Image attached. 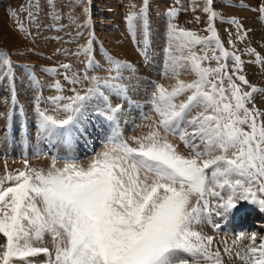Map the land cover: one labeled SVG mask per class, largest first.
Returning a JSON list of instances; mask_svg holds the SVG:
<instances>
[{
	"label": "snow or ice",
	"instance_id": "1",
	"mask_svg": "<svg viewBox=\"0 0 264 264\" xmlns=\"http://www.w3.org/2000/svg\"><path fill=\"white\" fill-rule=\"evenodd\" d=\"M204 11L210 13V20L217 15L210 7ZM169 15H175V10H169ZM170 29L180 40L181 50H188V55L174 59L173 72L178 77L177 68L187 64L197 78L191 82L177 78L171 90L156 86L151 104L159 120L146 135L134 138L137 146L114 136L87 165L69 160L57 167L54 162L45 171L27 167L25 161L24 170L0 178V234L6 238L0 244V264L39 253L49 256L48 264H222L220 253L211 250L214 237L203 235L194 226L208 222L213 214L226 216L240 201L264 212V119L258 120L264 113L247 107L253 93L264 90L253 86L251 91H243L225 72L226 64L203 66L205 60L221 59L192 50L210 41H215L224 58L231 55L240 61L222 47L213 24L208 27L212 35L203 38L176 25ZM0 56L10 63L7 52L0 51ZM110 60L117 75L102 85L97 81L90 94L103 96L101 86L126 91L124 85L113 83L126 62ZM238 79L248 84L245 76ZM76 82L73 78L72 83ZM55 87L61 88L60 83ZM185 93L187 99L177 103ZM89 98L79 93L67 97L70 103L62 107L71 114L65 119L40 112L39 127L48 133L73 125L81 102ZM110 110L115 113L118 108ZM168 133L184 141L192 154L180 152ZM6 182L13 183L5 186ZM222 192L230 193L227 199ZM193 196L197 197L194 206ZM209 196L219 198L215 208L210 207ZM46 232L56 245L54 260L47 247L31 243ZM249 239L242 259L250 258L251 253L257 257L254 264H264V240L256 245L255 234Z\"/></svg>",
	"mask_w": 264,
	"mask_h": 264
},
{
	"label": "rangeland",
	"instance_id": "2",
	"mask_svg": "<svg viewBox=\"0 0 264 264\" xmlns=\"http://www.w3.org/2000/svg\"><path fill=\"white\" fill-rule=\"evenodd\" d=\"M262 6L264 0H212L211 5L208 0H0V51L7 52V61H10L7 63L0 56V178L7 173L16 174L24 170L25 161L27 167L43 170L40 162L35 160L36 155H45L57 162L75 160L87 165L97 153L104 150L110 138L116 136L126 140L141 125H149L152 120L156 123L159 115L151 104L156 86L168 88L177 82V78L185 82L197 78L187 64L177 68L178 77L173 72L174 59L188 55V50H181L180 40L173 37L170 25L191 30L203 38L212 35L208 27L210 23L213 24L222 47L240 57L243 63L240 65V61L231 55L224 58L215 41H210L208 44L195 45L192 50L201 56L207 54L211 58L215 55L221 59L205 60L203 66L215 68L218 64H226L225 72L232 75L243 91H251L253 86L264 90ZM206 7L217 14L213 20L209 19L210 13L204 11ZM173 9L175 15L170 16L169 10ZM130 16L133 17L131 21ZM116 42H120V45L127 42L136 61L142 63L141 67L149 66V69L143 68L140 74L139 68L132 67V72L123 57L128 54L126 50L117 52L110 46V43L116 45ZM85 48H89V51H84ZM110 58L126 62L119 69V79L113 81L124 85L126 91L121 93L101 86L103 96L90 94L89 89L96 88L97 81L102 85L104 80L117 75ZM65 64L71 67H62ZM167 72H171L172 76L174 74L176 79H170L171 74L167 77ZM240 75L246 77L248 84L238 79ZM73 78L77 80L76 83H72ZM57 82L61 85L59 89L55 87ZM228 83L225 78L226 87ZM76 93L90 96L81 102V111L75 122L77 124L44 132L39 127L40 112L57 120L67 118L71 113L62 106L70 103L66 98ZM187 95L179 96L176 102L186 100ZM56 97L65 99L54 100ZM247 107H255L264 113V91L254 92ZM110 108H118V111L112 113ZM113 116V119H109ZM82 117L89 121L91 131L86 130L88 139L80 137V141L75 139L73 132L77 128L76 133H79L78 118ZM260 119H264V116L258 117ZM188 149L185 148L186 152H190ZM228 155L231 156V152ZM11 183L6 182L5 186ZM229 194L222 192L225 199ZM212 197L206 198L210 201V207L215 208L219 198ZM246 204L250 203L237 202L236 208L226 216L213 214L208 222L194 226L203 235L214 238V235H218L219 240H224L222 244L226 247L223 251L218 248L213 250L220 253L222 264H254L257 258L248 253L250 258L242 259L248 251L247 243H238L239 248L228 247L234 237L250 238L255 234L256 245L264 240V231L254 225V222H264V212L259 211L258 218H254L255 214L248 211L244 217L247 224L240 229H234L238 227L237 224L233 229L229 225L232 223L231 216L238 215L233 211ZM256 209L259 210L258 207ZM249 221L257 229L246 226ZM217 224L219 228L215 227ZM249 238L248 245L251 243ZM5 242L6 238L0 234V244ZM31 243L36 247H47L54 260L56 245L50 233H44L41 240L33 238ZM49 259L47 254L39 253L25 259L14 258L12 264H48Z\"/></svg>",
	"mask_w": 264,
	"mask_h": 264
},
{
	"label": "bare ground",
	"instance_id": "3",
	"mask_svg": "<svg viewBox=\"0 0 264 264\" xmlns=\"http://www.w3.org/2000/svg\"><path fill=\"white\" fill-rule=\"evenodd\" d=\"M114 11H116V9H114ZM112 15H114L113 13H112ZM115 16V15H114ZM114 21V20H113ZM116 40V39H115ZM121 43L119 42V43H117L116 42V45H113L112 43H110V46H112V47H114V49H115V51H117V52H119V51H121V49H124V50H126V52L128 53V54H125L124 56L123 55H120V56H123L124 58H126L125 60L128 62V65H130V69H131V71L133 72V70H132V67H133V69H135L134 67H137V69L139 70L138 71V73H140V72H142L144 69H149L148 67H141V65L140 64H142V63H140V62H137L136 61V58H135V56L133 55V53H132V48L130 47V45L129 44H127V42H123L122 44L123 45H120ZM123 50V51H124ZM126 52H124V53H126ZM140 58V57H139ZM145 58V57H144ZM140 60V59H139ZM143 60V59H142ZM141 61V60H140ZM144 63V62H143ZM151 63V62H150ZM146 64H147V62H146ZM143 66V65H142ZM153 67V66H152ZM144 68V69H143ZM140 70H142V71H140ZM138 73H136V74H138ZM168 74H169V76H167V77H170V74H171V72H167ZM135 74V73H134ZM141 74V73H140ZM140 74H139V76H140ZM136 76V75H135ZM171 76H172V74H171ZM173 76H174V74H173ZM172 76V78H170V79H174L175 77H173ZM134 77V76H133ZM163 77V76H162ZM132 78V77H131ZM138 78V77H137ZM169 79V81H171ZM176 79V78H175ZM165 80H167V79H165ZM168 81V80H167ZM135 82H137V81H135ZM132 83V82H131ZM165 83V82H164ZM168 83V82H167ZM176 84V82H174V83H172V84H170L169 86H168V89L169 90H171V87L172 86H174ZM166 85H168V84H166ZM136 86V85H135ZM131 94H132V91H129ZM121 96V98L123 99V96L122 95H120ZM128 96V95H127ZM135 96V95H134ZM138 96V95H137ZM119 97V96H118ZM118 97H117V99H118ZM132 98V97H131ZM119 99H120V97H119ZM118 99V100H119ZM127 99H129V98H127ZM125 100V99H124ZM112 102V101H111ZM131 102V101H130ZM110 103V102H109ZM113 103V102H112ZM125 105V104H124ZM126 106V105H125ZM120 110V109H119ZM198 111H199V109H197ZM123 111V110H122ZM119 112H121V111H119ZM89 119V118H88ZM78 121L80 122L79 124H80V127H79V133L77 134L76 132V129L77 128H75V131L73 132L75 135V139H77V140H82V138L80 139V137H83V139H88V138H86V130L87 131H89L91 128H90V126H88V122L89 121H87L85 118H78ZM75 124H77V123H75ZM155 124V120H152L150 123H149V125L148 124H143V125H141L133 134H132V136H131V138H126V140H124V141H127L131 146H133V147H135V146H137L136 145V141H135V139L134 138H136V137H143L144 135H146L150 130H151V126H153ZM74 125V124H73ZM91 125V124H90ZM73 131V130H72ZM91 131V130H90ZM42 132V131H41ZM161 132L163 133V129L161 128ZM91 133H93V132H91ZM68 134H66V136H67ZM168 135V139L170 140V141H172L174 144H176L177 146H178V150L180 151V152H182L183 154H185V155H191L192 153H191V151L190 152H186V150H185V148H187L186 147V145H185V143H184V141H182L178 136H176V135H169V134H167ZM49 136V135H48ZM65 136V135H64ZM73 136V137H74ZM54 137V136H53ZM52 137V138H53ZM58 137V136H57ZM68 137V136H67ZM51 138V139H52ZM59 138H61V137H59ZM48 139H50V137L48 138ZM66 139V138H65ZM60 139H58L57 141H59ZM49 141H51V140H49ZM56 141V140H55ZM65 141V140H64ZM64 141H61V142H63L64 143V145H65V142ZM75 141V140H74ZM74 141H73V144L75 145L76 143H74ZM61 142H59L60 143V145H62L61 144ZM86 142V141H85ZM88 142H90V141H88ZM69 143H70V141H69ZM81 143V142H80ZM197 143H199V141H197ZM71 144V143H70ZM84 144V143H83ZM108 144V143H107ZM106 144V145H107ZM63 146V145H62ZM72 146V145H71ZM77 147V146H76ZM105 147V146H104ZM51 148V147H50ZM88 148V147H87ZM42 149H43V147H42ZM203 149V146H201V150ZM189 150V149H188ZM59 154V153H58ZM63 155V154H62ZM69 155V154H68ZM68 155H67V157H68ZM71 155V154H70ZM37 157L35 158V160L36 161H39L40 162V164H41V166H42V168H43V170H45V171H47L49 168H50V166L55 162V164H56V166L57 167H63V165H64V162H62V161H59V162H57V161H52V160H50V158L49 157H46L45 155H42V156H38V155H36ZM65 157V159H66V156H64ZM34 160V161H35ZM35 161V162H36ZM64 161V160H63ZM82 163V162H81ZM213 198V197H212ZM196 200H197V197L196 196H193V198H192V205L194 206L195 204H196ZM244 205V204H243ZM251 212V213H254L253 215L255 216L254 218H258L257 217V213L260 211V210H257L256 209V206H254V207H252L250 204L248 205V204H246L245 206H240L239 208H237V210H235V211H233L234 213L235 212H237V214L238 215H236V216H234V214L231 216V221H232V223H230L229 225L231 226V228L233 229L234 228V226L237 224L238 225V227H236L235 226V230H237V229H240L241 228V226H245V224H247V221H246V219L244 218L245 216H246V213L247 212ZM261 212V211H260ZM243 213H245L244 215H243ZM258 216H259V214H258ZM263 217H264V215H263ZM237 218V222L235 221L234 222V219H236ZM252 221H254V220H252ZM263 221H264V218H263ZM239 223V224H238ZM252 222L251 221H249L248 222V225H246V226H249V227H251V229H253V230H255V229H257V228H255V226L256 227H258V228H260V229H262L263 231H264V222H260V223H257V224H255V222H254V225L253 224H251ZM230 228V229H231ZM250 234V233H249ZM240 235V234H239ZM215 236V238H214V240H213V242H212V245H211V250L213 251L214 249H216V248H218V249H220L221 251H223L224 249H225V245L224 244H222L223 242H224V240L223 239H221V240H219L218 239V235L216 236V235H214ZM248 236H242V237H234V239L232 240V242H230L229 244H228V247L230 246V247H233V248H235V247H238L239 248V245H238V243H243V245H245L244 243H247L246 245H248ZM241 246V245H240ZM226 251V250H225ZM228 251V250H227ZM223 253V252H222Z\"/></svg>",
	"mask_w": 264,
	"mask_h": 264
}]
</instances>
